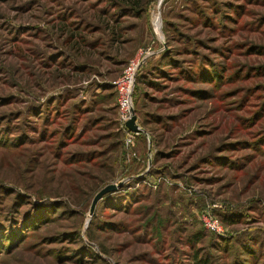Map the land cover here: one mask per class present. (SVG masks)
Instances as JSON below:
<instances>
[{
	"label": "rangeland",
	"instance_id": "374dc122",
	"mask_svg": "<svg viewBox=\"0 0 264 264\" xmlns=\"http://www.w3.org/2000/svg\"><path fill=\"white\" fill-rule=\"evenodd\" d=\"M133 1L0 0V264H264V0Z\"/></svg>",
	"mask_w": 264,
	"mask_h": 264
},
{
	"label": "built area",
	"instance_id": "2783aa9c",
	"mask_svg": "<svg viewBox=\"0 0 264 264\" xmlns=\"http://www.w3.org/2000/svg\"><path fill=\"white\" fill-rule=\"evenodd\" d=\"M143 58L144 51H138L134 57L127 61L120 76L114 81V87L117 95L119 121L122 128H124L126 131L127 142H131V140L137 134L130 131L125 126V123L134 115L131 108V96L133 92L135 75ZM133 155L135 154L133 153ZM201 220L206 230L217 234L224 232V227L218 218L210 215H203Z\"/></svg>",
	"mask_w": 264,
	"mask_h": 264
},
{
	"label": "water",
	"instance_id": "95a60500",
	"mask_svg": "<svg viewBox=\"0 0 264 264\" xmlns=\"http://www.w3.org/2000/svg\"><path fill=\"white\" fill-rule=\"evenodd\" d=\"M125 126L132 132L135 133H139L141 132V127L136 123V116L133 115L126 123ZM115 188L114 185H107L104 188H102L100 191H98L96 193V195L94 196L93 200H92V204L90 207V213L93 212L95 204L97 203V201L102 197V195H104L106 192L111 191Z\"/></svg>",
	"mask_w": 264,
	"mask_h": 264
},
{
	"label": "trees",
	"instance_id": "16d2710c",
	"mask_svg": "<svg viewBox=\"0 0 264 264\" xmlns=\"http://www.w3.org/2000/svg\"><path fill=\"white\" fill-rule=\"evenodd\" d=\"M127 1H129L132 5H134V1L133 0H127ZM201 261H202V259H198V263L197 264H203V263H200Z\"/></svg>",
	"mask_w": 264,
	"mask_h": 264
}]
</instances>
